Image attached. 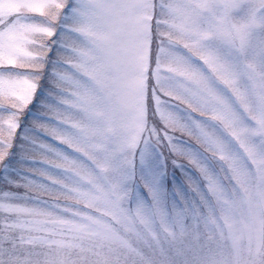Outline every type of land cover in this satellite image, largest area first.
Instances as JSON below:
<instances>
[{"label":"snow or ice","instance_id":"1","mask_svg":"<svg viewBox=\"0 0 264 264\" xmlns=\"http://www.w3.org/2000/svg\"><path fill=\"white\" fill-rule=\"evenodd\" d=\"M0 264H264V0H0Z\"/></svg>","mask_w":264,"mask_h":264}]
</instances>
